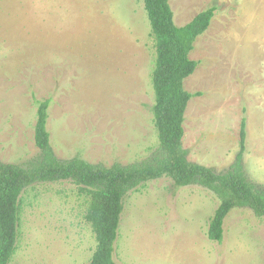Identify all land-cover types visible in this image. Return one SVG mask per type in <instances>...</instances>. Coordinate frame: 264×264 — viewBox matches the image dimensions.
<instances>
[{"label":"rangeland","instance_id":"374dc122","mask_svg":"<svg viewBox=\"0 0 264 264\" xmlns=\"http://www.w3.org/2000/svg\"><path fill=\"white\" fill-rule=\"evenodd\" d=\"M177 25L216 6L185 79L188 159L226 171L240 150L264 185V13L250 0H170ZM254 4V6H253ZM156 48L144 0H0V162L29 167L36 99H50L48 129L60 160L106 167L151 159L159 148L152 74ZM115 243L118 264H264V216L234 207L222 242L208 237L218 195L164 176L129 191ZM87 194L71 180L38 182L21 197L18 249L10 264H90L96 234Z\"/></svg>","mask_w":264,"mask_h":264},{"label":"trees","instance_id":"16d2710c","mask_svg":"<svg viewBox=\"0 0 264 264\" xmlns=\"http://www.w3.org/2000/svg\"><path fill=\"white\" fill-rule=\"evenodd\" d=\"M156 48L152 74L155 101L154 122L159 148L142 163L110 167L93 164L80 157L60 160L51 143L48 129L50 99H35L37 122L35 142L41 158L29 167L0 162V264H10L18 249L22 193L38 182L71 180L87 194L85 215L96 234L97 245L90 264H118L115 243L124 210V197L149 181L171 177L177 185L200 184L214 191L220 204L210 218L208 237L224 238V220L234 207L251 208L264 216V185L249 180L244 169L247 140V107L240 127V150L234 163L223 172L188 159L183 146L185 113L189 101L202 92H190L185 79L200 65L191 58L200 35L209 30L217 7L211 6L185 25H177L170 0H144Z\"/></svg>","mask_w":264,"mask_h":264},{"label":"crops","instance_id":"0c3cea01","mask_svg":"<svg viewBox=\"0 0 264 264\" xmlns=\"http://www.w3.org/2000/svg\"><path fill=\"white\" fill-rule=\"evenodd\" d=\"M248 1H249V0H248ZM250 1H251L252 3H253V2H255V3H256V2H259L260 7H262L261 4L264 3V0H250ZM253 6H254V4H253ZM263 8H264V5H263ZM259 13H264V9H259Z\"/></svg>","mask_w":264,"mask_h":264}]
</instances>
